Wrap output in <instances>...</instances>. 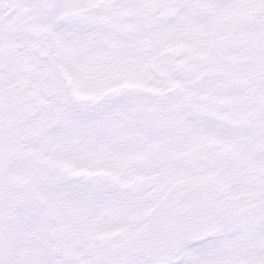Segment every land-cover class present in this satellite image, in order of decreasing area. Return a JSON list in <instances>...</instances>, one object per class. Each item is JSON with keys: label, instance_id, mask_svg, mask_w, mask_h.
Returning a JSON list of instances; mask_svg holds the SVG:
<instances>
[{"label": "snow or ice", "instance_id": "obj_1", "mask_svg": "<svg viewBox=\"0 0 264 264\" xmlns=\"http://www.w3.org/2000/svg\"><path fill=\"white\" fill-rule=\"evenodd\" d=\"M0 264H264V0H0Z\"/></svg>", "mask_w": 264, "mask_h": 264}]
</instances>
